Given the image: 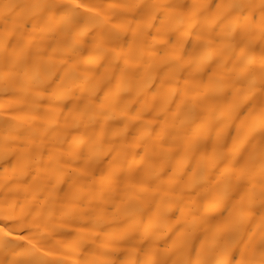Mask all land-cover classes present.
I'll return each mask as SVG.
<instances>
[{
  "label": "bare ground",
  "instance_id": "bare-ground-1",
  "mask_svg": "<svg viewBox=\"0 0 264 264\" xmlns=\"http://www.w3.org/2000/svg\"><path fill=\"white\" fill-rule=\"evenodd\" d=\"M0 264H264V0H0Z\"/></svg>",
  "mask_w": 264,
  "mask_h": 264
},
{
  "label": "rangeland",
  "instance_id": "rangeland-1",
  "mask_svg": "<svg viewBox=\"0 0 264 264\" xmlns=\"http://www.w3.org/2000/svg\"><path fill=\"white\" fill-rule=\"evenodd\" d=\"M246 260H248V259H246ZM244 261H245V259H244ZM247 262V261H246ZM250 262V261H249ZM252 263H254V262H252Z\"/></svg>",
  "mask_w": 264,
  "mask_h": 264
}]
</instances>
